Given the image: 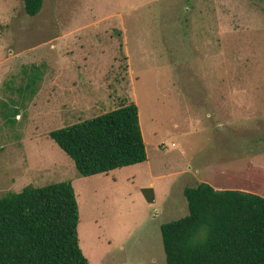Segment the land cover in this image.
Listing matches in <instances>:
<instances>
[{"label":"rangeland","instance_id":"rangeland-1","mask_svg":"<svg viewBox=\"0 0 264 264\" xmlns=\"http://www.w3.org/2000/svg\"><path fill=\"white\" fill-rule=\"evenodd\" d=\"M128 102L147 160L80 175L49 132ZM61 181L89 264H166L185 187L264 196V0H0V197Z\"/></svg>","mask_w":264,"mask_h":264},{"label":"trees","instance_id":"trees-1","mask_svg":"<svg viewBox=\"0 0 264 264\" xmlns=\"http://www.w3.org/2000/svg\"><path fill=\"white\" fill-rule=\"evenodd\" d=\"M21 1L28 16L38 14L44 2ZM49 137L82 176L147 160L134 102L54 129ZM183 195L187 214L160 225L166 264H264L263 196L218 190L205 181L185 187ZM78 224L69 181L8 192L0 197V264H89L79 244Z\"/></svg>","mask_w":264,"mask_h":264},{"label":"crops","instance_id":"crops-1","mask_svg":"<svg viewBox=\"0 0 264 264\" xmlns=\"http://www.w3.org/2000/svg\"><path fill=\"white\" fill-rule=\"evenodd\" d=\"M254 170V169H253ZM254 172H256V170H254ZM209 184H211L213 186V184L211 182H208ZM214 187V186H213ZM215 188V187H214ZM216 189V188H215ZM219 190V189H218ZM237 190H240V189H237ZM241 191H245V190H241ZM245 192H251V193H255V194H259V195H263L262 193H259V192H254V191H245ZM264 197V196H263Z\"/></svg>","mask_w":264,"mask_h":264}]
</instances>
